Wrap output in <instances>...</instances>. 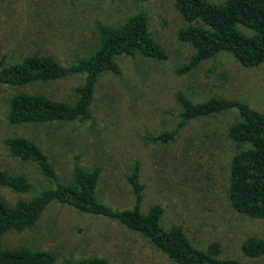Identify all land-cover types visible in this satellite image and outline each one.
<instances>
[{
    "label": "rangeland",
    "instance_id": "1",
    "mask_svg": "<svg viewBox=\"0 0 264 264\" xmlns=\"http://www.w3.org/2000/svg\"><path fill=\"white\" fill-rule=\"evenodd\" d=\"M139 6L165 59L117 56L119 74L99 75L87 121L7 127L3 121L7 90L0 85V138L15 133L33 139L47 154L60 182L69 181L75 155L83 167L98 165L96 197L117 209L132 204L125 174L136 161L143 185L140 208L158 202L163 209L162 227L180 226L196 248L216 240L223 256L264 264V259L245 257L238 249L247 236L264 238V217L234 211L226 195L229 161L236 150L226 127L236 120L234 111L189 120L173 142L159 144L143 138L173 129L179 109L175 90L192 101L209 96L235 98L264 114V63L245 67L229 53L220 52L192 70L176 73L191 48L174 36L180 17L171 0H148L141 5L135 0H0V56L16 61L25 53L40 51L66 63L85 55L94 44V20L117 25ZM81 82L82 74H71L26 89L72 102L73 87ZM0 167L22 173L35 189L51 185L35 164L9 157L1 144ZM27 196L0 185V197L8 204ZM17 244L50 250L59 258L99 256L112 264H175L116 221L55 202L44 208L32 228L9 231L0 238V248Z\"/></svg>",
    "mask_w": 264,
    "mask_h": 264
},
{
    "label": "trees",
    "instance_id": "2",
    "mask_svg": "<svg viewBox=\"0 0 264 264\" xmlns=\"http://www.w3.org/2000/svg\"><path fill=\"white\" fill-rule=\"evenodd\" d=\"M72 1V0H63ZM139 5L148 0H135ZM180 17L174 36L191 48L187 61L175 69L184 73L220 52L229 53L240 65L264 63V0H171ZM96 39L83 56L62 63L48 54L32 51L16 61L0 56V85L7 90L3 102V121L7 127L43 124L54 121L91 120L90 104L99 75L119 74L116 57L120 55L160 61L166 58L162 45L147 28L142 6L117 25L93 21ZM71 74H82V82L73 87L72 102L57 100L27 86L44 84ZM179 107L177 122L171 130L144 134L145 141L173 142L178 129L189 120L233 110L236 120L226 127V135L235 147L228 168L226 195L230 207L250 218L264 217V114L235 98L209 96L190 100L182 91H174ZM4 152L21 162H32L51 183L35 189L20 172L0 167V185L13 192L28 194L13 204L0 197V238L9 231L18 233L32 228L44 208L58 203L90 215L114 220L125 229L144 238L175 264H246L223 256L221 245L210 240L203 249L194 247L180 226L164 228L160 224L162 206L151 203L141 210L143 185L138 179L136 161L126 181L133 197L126 208H112L96 197L100 168L80 165L75 155L68 182H60L47 154L31 138L22 134H4L0 138ZM246 145L245 147H243ZM245 257L264 259V238L247 236L238 245ZM0 264H112L99 256L59 258L42 248L17 244L0 248Z\"/></svg>",
    "mask_w": 264,
    "mask_h": 264
}]
</instances>
